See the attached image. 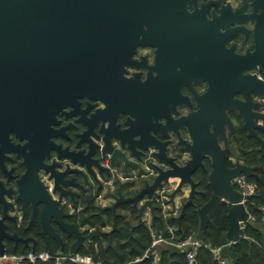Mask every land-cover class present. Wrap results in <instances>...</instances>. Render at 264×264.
I'll return each mask as SVG.
<instances>
[{"label":"flooded vegetation","instance_id":"flooded-vegetation-1","mask_svg":"<svg viewBox=\"0 0 264 264\" xmlns=\"http://www.w3.org/2000/svg\"><path fill=\"white\" fill-rule=\"evenodd\" d=\"M262 4L260 0H149L130 15L108 19L98 89L58 86L54 95L61 107L24 125L41 126L39 132L21 137L11 131L8 140H0V215L4 206L17 215L16 221L6 220L4 230L30 238L24 243L1 234L5 250H37V245L48 249L50 243L63 249L65 242L75 241L76 236L58 221L54 200L59 191L55 177L45 169L56 170V163L68 162L64 155L73 151L74 156L81 149H85L81 156L90 152L97 179L88 173L81 179L82 187L68 186L75 193L58 204L71 214L64 217L68 223L83 208L76 207L83 193L96 195V207L108 211L120 194L135 196L152 184L161 169L183 174L184 181L167 175L155 187L151 195L155 213L146 206L144 224L152 222L156 210L162 212L163 203L169 211L166 216L180 220L183 210L198 212L201 197L211 198L210 158L205 156L193 171L183 168L192 157L193 132L204 134L205 126H225L226 138L218 134V141L226 148L227 166L248 165L245 154L264 150V62L249 56L256 49V14ZM86 128V141L77 145V133ZM38 162L44 165L38 169L40 184L35 186L39 185L53 229L42 226V204H36L32 215L29 196L24 202L15 191L16 176L27 171V164L32 168ZM241 175L254 185L247 194H254L256 183L247 177L257 176L255 170ZM233 182L239 189L238 177ZM192 192L193 203L184 207ZM146 197L120 203L116 211L120 206L138 210L139 223Z\"/></svg>","mask_w":264,"mask_h":264},{"label":"water","instance_id":"water-1","mask_svg":"<svg viewBox=\"0 0 264 264\" xmlns=\"http://www.w3.org/2000/svg\"><path fill=\"white\" fill-rule=\"evenodd\" d=\"M140 3H149V0H0V140H8V133L11 131L21 137L29 131L39 132L41 126L24 125L35 123L37 117L45 111L53 113L61 107L58 97L54 95L58 86L71 87V89L83 88L84 91L97 90L102 84L100 79L104 65L106 22L122 13L126 15L134 13ZM260 3H263V6L261 12L256 14L258 22L255 28L256 49L249 56L256 55L259 61L264 62V0H260ZM262 89L264 90V82ZM232 101L237 103L234 99ZM223 116L229 120L225 113ZM86 132L87 128L77 133L76 136L79 138L77 145L86 141L83 137ZM218 134L226 138L225 126H205L204 134L193 132L194 141L189 146L192 157L183 168L193 171L199 163H202L205 156L210 158L211 170L208 177L213 194L198 208L200 230L197 237L204 239L209 215L217 205L228 204L229 228L222 237L220 250L223 257H228L231 246L246 235L245 222L251 218L246 202L253 196V194H243L235 187L233 179L240 177L241 173L252 174L256 167L241 162L227 166L226 148L219 143ZM106 138L104 132L103 140ZM84 150H79L77 156H74L76 154L74 151L64 155L69 161L57 162L59 168L56 170L44 166L46 171L50 172L49 175L55 177L59 191L58 199L54 200L58 221L64 229L76 236L71 246L72 253L77 252L83 244L84 229L64 220V217L71 214L64 212L63 207L58 204L64 197L75 193L68 186L71 184L83 186L81 179L88 173L97 179V172L93 168V165L95 167L96 165L88 158L90 152L81 156ZM114 155V153L113 156L111 155V159L115 157ZM41 165L44 164L38 162L31 168L27 164V171L20 177L16 176L15 191L18 193L17 198L24 202L29 196L33 208L32 215L36 211V204L41 203L42 226L53 229L46 218L48 209L37 189L39 185L35 186L40 184L38 169ZM167 175L180 176L181 181L185 180L181 176L183 174L175 172L174 168L161 169L155 181L145 186L135 196L124 197L120 194L116 201L108 206L114 211V218L117 215L116 207L120 203H136L147 194L145 203L139 209L140 221L137 225H141L144 208L149 206L152 212L155 211L151 195L155 187L163 179H167ZM194 195L192 192L184 207L193 203ZM0 201L3 203L1 193ZM182 213L181 217L185 211L183 210ZM16 218L17 215L11 214L6 206L2 207L0 253L5 251V242L1 234L24 243L30 239L5 232L6 220L16 221ZM114 227L113 224V229ZM146 258L144 256L136 260L137 264H143Z\"/></svg>","mask_w":264,"mask_h":264},{"label":"trees","instance_id":"trees-1","mask_svg":"<svg viewBox=\"0 0 264 264\" xmlns=\"http://www.w3.org/2000/svg\"><path fill=\"white\" fill-rule=\"evenodd\" d=\"M248 165L258 166L255 169L257 176H248L247 179L256 183V189L250 200L246 202L251 215L245 222V236L234 243L225 257L227 264H264V150H254L244 155ZM96 195L81 194L77 198L76 207L83 206L75 211L72 222L77 226L86 227L84 241L78 253L89 254L94 260L102 264H137L152 244V234L169 237L174 232L176 239H183L188 235L197 236L200 230V219L195 209H187L185 215L178 220L173 216H164L159 209L156 217L150 223L138 224V210L120 206L114 219L113 211H100L95 204ZM208 195L199 199V205L208 200ZM228 204H219L209 215V223L205 229L203 245L196 253L194 263L186 257V251L173 245L161 243L158 247V258L147 257L143 264H219L214 257L210 246H221L222 237L229 228ZM114 224V229H113ZM110 229H106L107 226ZM172 229V231H171ZM74 240L65 242L64 249L58 244H49L50 251L71 252ZM37 250L44 249L37 245ZM10 252H28L12 250ZM34 264H55L53 260L37 261ZM63 264H81L65 260Z\"/></svg>","mask_w":264,"mask_h":264},{"label":"built area","instance_id":"built-area-1","mask_svg":"<svg viewBox=\"0 0 264 264\" xmlns=\"http://www.w3.org/2000/svg\"><path fill=\"white\" fill-rule=\"evenodd\" d=\"M238 181H239V189L243 192V194L251 193L253 191L254 185L247 182L243 175H241V177H238ZM166 207H167L166 204L163 203L162 212L165 216L169 212ZM147 216L149 217V212H146V219H148ZM147 223H150V221L148 220ZM152 237H153L152 244L146 250L144 256L145 257L153 256L155 259L158 258L159 245L161 243H166L181 248L183 249V251L185 250L187 260L190 263H194L196 259V253H198L197 251L199 247L203 245V241L195 235H188L187 237L178 240L176 239L174 232L169 237L158 235L155 232H153ZM221 247L222 245L210 246L209 248L213 252L214 257L218 260L219 264H227L225 257H223L220 252ZM49 260H53L55 264H63L65 260L75 263H81V264H102L101 262L94 260V258L91 255L81 254L78 252L60 253V251L53 252L50 251L49 249H42V250H29L28 252H19V253H14L5 250L3 253H0V264H34L37 261H49Z\"/></svg>","mask_w":264,"mask_h":264},{"label":"crops","instance_id":"crops-1","mask_svg":"<svg viewBox=\"0 0 264 264\" xmlns=\"http://www.w3.org/2000/svg\"><path fill=\"white\" fill-rule=\"evenodd\" d=\"M110 228H111V226H110V225L106 227V229H107V230H108V229H110Z\"/></svg>","mask_w":264,"mask_h":264},{"label":"rangeland","instance_id":"rangeland-1","mask_svg":"<svg viewBox=\"0 0 264 264\" xmlns=\"http://www.w3.org/2000/svg\"><path fill=\"white\" fill-rule=\"evenodd\" d=\"M60 253H64V252L60 251Z\"/></svg>","mask_w":264,"mask_h":264}]
</instances>
